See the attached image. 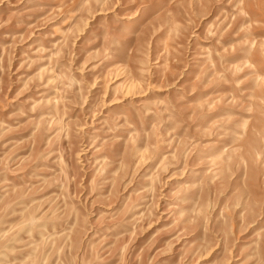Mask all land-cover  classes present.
Listing matches in <instances>:
<instances>
[{
    "label": "rangeland",
    "instance_id": "1",
    "mask_svg": "<svg viewBox=\"0 0 264 264\" xmlns=\"http://www.w3.org/2000/svg\"><path fill=\"white\" fill-rule=\"evenodd\" d=\"M0 264H264V0H0Z\"/></svg>",
    "mask_w": 264,
    "mask_h": 264
}]
</instances>
